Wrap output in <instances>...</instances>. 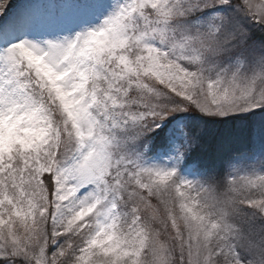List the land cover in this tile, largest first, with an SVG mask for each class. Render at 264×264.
I'll list each match as a JSON object with an SVG mask.
<instances>
[{"label":"snow or ice","instance_id":"6c2138e0","mask_svg":"<svg viewBox=\"0 0 264 264\" xmlns=\"http://www.w3.org/2000/svg\"><path fill=\"white\" fill-rule=\"evenodd\" d=\"M0 264H264V0H0Z\"/></svg>","mask_w":264,"mask_h":264},{"label":"trees","instance_id":"16d2710c","mask_svg":"<svg viewBox=\"0 0 264 264\" xmlns=\"http://www.w3.org/2000/svg\"><path fill=\"white\" fill-rule=\"evenodd\" d=\"M225 135V129L220 127L210 126L207 132V139L210 146L214 147L221 137Z\"/></svg>","mask_w":264,"mask_h":264}]
</instances>
